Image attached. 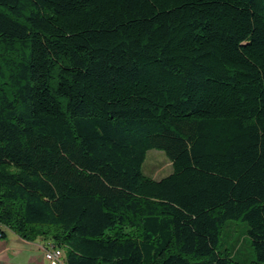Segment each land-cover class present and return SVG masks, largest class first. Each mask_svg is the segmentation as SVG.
Wrapping results in <instances>:
<instances>
[{
  "label": "trees",
  "instance_id": "16d2710c",
  "mask_svg": "<svg viewBox=\"0 0 264 264\" xmlns=\"http://www.w3.org/2000/svg\"><path fill=\"white\" fill-rule=\"evenodd\" d=\"M150 149L169 174L143 173ZM227 221L264 264V0H0L1 237L246 264Z\"/></svg>",
  "mask_w": 264,
  "mask_h": 264
},
{
  "label": "rangeland",
  "instance_id": "374dc122",
  "mask_svg": "<svg viewBox=\"0 0 264 264\" xmlns=\"http://www.w3.org/2000/svg\"><path fill=\"white\" fill-rule=\"evenodd\" d=\"M172 170L171 163L162 150L150 149L142 165L143 173L151 178H161ZM220 248L227 247L236 253V261L250 264L254 259L250 238L244 221H227L220 239Z\"/></svg>",
  "mask_w": 264,
  "mask_h": 264
},
{
  "label": "crops",
  "instance_id": "0c3cea01",
  "mask_svg": "<svg viewBox=\"0 0 264 264\" xmlns=\"http://www.w3.org/2000/svg\"><path fill=\"white\" fill-rule=\"evenodd\" d=\"M46 242L42 237L25 239L6 229L0 238V264H50L44 257Z\"/></svg>",
  "mask_w": 264,
  "mask_h": 264
},
{
  "label": "built area",
  "instance_id": "2783aa9c",
  "mask_svg": "<svg viewBox=\"0 0 264 264\" xmlns=\"http://www.w3.org/2000/svg\"><path fill=\"white\" fill-rule=\"evenodd\" d=\"M0 232V237H1ZM44 257L50 264H64V259L60 256H57V249H50L47 247V242L44 245Z\"/></svg>",
  "mask_w": 264,
  "mask_h": 264
},
{
  "label": "bare ground",
  "instance_id": "6f19581e",
  "mask_svg": "<svg viewBox=\"0 0 264 264\" xmlns=\"http://www.w3.org/2000/svg\"><path fill=\"white\" fill-rule=\"evenodd\" d=\"M47 247H49L50 249H57V256H60V257H62V258L64 257V256H63V252H62V250H61L59 247H57V246L51 244V242H48V243H47Z\"/></svg>",
  "mask_w": 264,
  "mask_h": 264
}]
</instances>
